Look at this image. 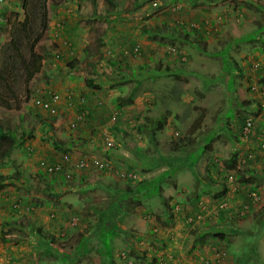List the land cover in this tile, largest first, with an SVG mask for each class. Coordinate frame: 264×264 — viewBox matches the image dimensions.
Listing matches in <instances>:
<instances>
[{
    "label": "rangeland",
    "instance_id": "1",
    "mask_svg": "<svg viewBox=\"0 0 264 264\" xmlns=\"http://www.w3.org/2000/svg\"><path fill=\"white\" fill-rule=\"evenodd\" d=\"M89 1L91 15L86 14L88 17L82 19L83 23H76H80L81 27L94 23L91 42L85 47L78 46L82 36L74 34L78 43L74 44L76 54L61 61L54 58L57 45L50 35L53 31L50 14L48 25L41 31L37 46L43 53V65L41 71L30 81L29 98L26 99V88L23 87L19 91L20 108L7 109L0 105V126L16 129L18 137H24L23 143L12 150L4 163L1 164L0 161V174L19 175L18 179L7 178L6 185L0 188V197L8 202L7 206L13 213L8 215L12 219L0 217V264H110L111 258L116 264L128 263L130 259L123 255V251L131 250L128 240H134L140 248L144 246L140 242L142 236L138 239V235L132 232L146 234L151 228L165 225L161 220L159 223L152 222L140 212L143 206H138L137 202L156 200L162 204V201L158 199L159 196L154 198L156 194L147 192L144 195L149 197L136 198L135 188L139 180L148 179L149 182L141 184V188L144 185L145 189L148 187L152 192H156L160 185L161 196L164 197L169 188H181L177 183L167 184L172 169L187 170L184 172L186 175L183 185L191 187L189 194L192 195V202L187 204L192 209L194 206L205 205V202H198L195 198L198 193L201 196L211 194L209 190L212 185L222 182L225 184L231 172L238 169L243 171L247 166L246 162H239L237 157L236 167L232 170L224 160L242 150L239 149L236 138L242 133L245 119L254 118L252 111L243 119L245 114L242 111L246 109L244 105L250 103L247 99L251 100V95L257 90L252 87L256 81L252 74L255 72L258 78L264 73H260L264 70V65L258 70L244 67L254 59L260 62L259 55L254 51L256 47L264 46V24L257 26L264 20V0H199L200 4H195L198 7L188 0H172L178 4L173 9L170 5L173 3L167 4L170 8L167 13L164 10L159 12V4L154 5V2L169 0ZM23 2L24 0L0 1V7L6 5L8 9L6 24H0V53L12 36L13 23L25 16ZM55 3L58 9L63 7V0H55ZM92 6L95 9L94 15ZM72 7L70 5L67 8ZM204 7L208 10L211 25L209 19L204 24L197 19L199 15H203V19L207 15L202 9ZM115 8L117 10L113 12ZM84 10L80 8L79 13H85ZM159 18H162L160 20L164 24L156 27V32L149 31L153 36L145 30L141 31L144 29L145 19L151 25H156L154 22ZM107 26L109 29L132 26L138 30L136 40H127L123 46L128 54L127 58L119 59L124 66L137 67L133 75L117 70L114 65L112 68L110 60L118 59L117 53L122 48L119 45L123 44L105 38L108 35ZM200 26H204L203 29H193ZM210 27L218 30L214 32ZM207 34L212 37L209 38ZM229 37H238L235 41L241 43H235L230 48L227 44ZM126 46L132 47L137 55L131 53ZM136 46L141 49L135 50ZM109 50L112 52L108 53ZM149 52L151 55L147 54ZM213 52L217 55H213ZM222 54L228 59V67L225 66V69ZM138 64L142 66L138 67ZM165 64L167 65L164 67ZM231 74H235L234 77ZM227 77L229 79L226 82ZM64 83H74L81 91L95 83L97 90L102 91L98 99V102L101 101L98 103L100 112L94 124H87L88 127L82 125L81 128L80 124H85L86 121L80 122L76 127L72 126L75 110L73 114L68 113L67 118L59 113L56 117H62V125L55 130V134H51L53 129L45 123L54 117L46 112L45 118L42 117L34 100L39 95L61 91ZM263 89L259 93L264 94ZM236 115L240 119L236 126H232L231 122H236ZM94 125L98 126L97 134L92 131ZM140 125L143 126L142 129H139ZM103 130L105 131L102 133ZM83 131H87L88 136L83 135ZM107 137L114 141V145L106 149L111 153L108 158L119 169L136 171L137 180L121 179L112 170H107L112 172L107 179H98V175H92L81 180L83 175L89 174L88 169L77 170L70 179H66L64 175H45L38 169L39 158L49 161L61 159L65 151H56L53 146L57 141L63 142L66 138H71L70 148L64 142L61 145L69 148L67 150L73 161L83 153L80 146L93 150L90 145L101 144ZM45 147H50V151L60 158L52 159L40 154L38 148ZM93 151L101 152L98 156H104L102 150ZM196 159L194 167L192 163ZM152 160L154 163L148 173L143 167ZM213 173L216 174V180ZM175 174L171 175L172 179ZM164 176L166 178L161 182ZM237 176V180L230 183L233 190L232 183L237 188L236 184L245 177H241V174ZM261 178H258L259 184L264 182V177ZM108 182L111 183L107 185ZM56 193L59 195H55ZM15 200L23 202L24 206L29 204L33 209L14 217L12 202ZM225 200L229 204L223 209L219 208L217 213L229 209L230 200ZM60 202L73 203L62 208L57 205ZM243 202L244 206L240 210L231 207L227 220L217 224L219 229L220 226L228 227L225 230L229 232L225 234L232 236L235 243L214 247L212 255L198 253V264H204L207 258L211 260L210 264H264V197L262 195L259 201L254 202L248 193ZM180 207L177 206V210ZM104 210L107 214L102 213ZM74 212L80 217L76 224L71 221ZM100 214H105L102 218L104 224L112 227L116 223L121 229L112 236L107 225L104 228L102 221L98 220ZM162 216L165 217V214ZM187 223L186 217V228L183 231L187 230ZM155 238L150 235L144 239L149 248L154 246ZM103 240L110 249L104 250ZM145 250L146 256L134 253L131 255L134 264H150L146 262L150 249Z\"/></svg>",
    "mask_w": 264,
    "mask_h": 264
},
{
    "label": "crops",
    "instance_id": "2",
    "mask_svg": "<svg viewBox=\"0 0 264 264\" xmlns=\"http://www.w3.org/2000/svg\"><path fill=\"white\" fill-rule=\"evenodd\" d=\"M99 3V0H97ZM161 1V0H160ZM206 1V0H203ZM72 2H74V4H72ZM167 3V1H165ZM165 2H160V4H164ZM181 2V0H180ZM209 3V1H207ZM211 2V1H210ZM159 3V2H158ZM169 3H173L172 5V9L175 8L174 6L177 5L178 3H175L173 1H169ZM168 3V4H169ZM65 4V6H64ZM181 4V3H180ZM63 7L58 9L57 4L54 5H50L49 6V18H50V14H51V19L50 21L53 22L51 23V30H53L50 35H51V39L54 40V37L57 30H62V34L68 36L72 41L73 44L77 45L78 43H76V40L74 39V34H78L80 36H82V41L78 44V46H87L92 39H90V35L93 32L92 27L94 23L91 24H87L85 25V27H81L79 26L80 23L82 21V19L84 17H88L86 14H90L89 9H90V1L89 0H63L62 3ZM70 5H72V9L71 8H67ZM75 5H77L75 7ZM113 5L115 6V4L113 3ZM99 6H102L99 5ZM66 7V8H64ZM75 7V8H74ZM78 7V8H77ZM92 15L95 14V9L94 6H92ZM198 7V6H196ZM0 12L6 13L8 10L6 8V6L4 7H0ZM80 8L85 9L84 11H86L83 14H80ZM204 10H207V8H202ZM100 9H98L99 11ZM117 10V8H115V10H113V12H115ZM164 11L167 13L170 11L169 7H165ZM56 12H58L59 14L57 15ZM106 12V10H105ZM192 12V11H190ZM207 12V11H205ZM191 14V13H190ZM198 14V12L196 13ZM53 15V17H52ZM199 15V14H198ZM95 17V16H93ZM198 19H200V21L203 19V15H199L197 16ZM162 20V18H159V20ZM64 20L61 22L62 24H60V21ZM154 21V19H152ZM159 20H155L154 23H158ZM160 20V21H161ZM80 22V23H76V22ZM145 24H143L145 27L146 23L148 22L147 20H144ZM163 22V21H161ZM199 22V21H198ZM99 22H96V24H98ZM152 23V22H151ZM201 23V22H200ZM264 24V20L262 23L258 24L262 25ZM203 27V26H202ZM108 29V35L105 36V38L107 39H111L114 42H120L123 45H119L120 47H122L118 53H117V57L118 59H114V60H110V64L112 65L113 68V62L114 61H119V59L123 58H127L126 56H128V54L125 52V48H123L124 45H126L127 40H129L128 42H132L135 41L137 34H138V30L137 29H133L132 26L125 27V28H111ZM141 31H144V29H141ZM264 31H262V35H263ZM264 36V35H263ZM206 37V36H205ZM209 37V36H208ZM211 38V37H209ZM233 38V40H231ZM235 38L238 37H229V41L227 42V44L230 46L235 44V43H241V42H236ZM90 39V40H88ZM107 39V40H108ZM99 40H101L99 38ZM231 40V41H230ZM56 42V45L58 44V41L54 40ZM103 41V40H101ZM200 42H202V37L200 38ZM153 46L156 47V45L153 42H150L149 44H151ZM262 44L264 45V42H262ZM127 49L134 54L133 52V48L126 46ZM124 49V51H123ZM123 51V52H122ZM255 54L259 55V59H260V63H261V67L262 65H264V46L263 47H256L255 48ZM230 53V52H229ZM149 55H151V53H147ZM217 55L215 52H213V55ZM134 55H137L136 53ZM214 57V56H212ZM61 61V60H60ZM254 61H258V59H254L253 61H249L248 63H250L249 65H247L244 68L247 67H251L252 62ZM228 62V61H227ZM168 64V63H167ZM165 64L164 67L167 65ZM230 64V63H229ZM146 65V64H143ZM227 65V64H226ZM142 65L138 64V67H141ZM228 66V65H227ZM163 67V66H162ZM237 69V68H236ZM236 69L234 71H236ZM261 69V68H259ZM258 70V69H257ZM234 71H230L231 73H234ZM263 69L261 70L260 73H263ZM229 72V71H228ZM253 72V71H252ZM241 73V71H240ZM233 77L235 74H231ZM254 77H256V81L253 82V84H257V90L255 91L256 93H253L251 95V100L248 98L247 100L250 101V103H246L247 105H244L246 109H244L243 114H245L244 116H242V118L244 119L247 114H250V112L254 111V128L252 130V132L249 135H242V133L240 134L239 138H236L237 141V145L239 146V149H242L239 153H238V161L241 162H246L247 166L245 169H243L242 173H241V177L244 175L245 179H241V181L236 184L237 188H235V185L232 184V188L231 189V184L227 182H225V185L228 187V191L226 194H223L222 196H216L215 194L217 192H219V190H221V187L224 185V183H219L216 184V186L212 185L210 187L211 194L207 193L206 195H202L201 194H197V196L195 197L197 199V201L199 202V200H201L200 202H205V205L207 206L206 209L204 210V217L202 218V220H198L197 222L193 223L192 225L187 223V230L183 231V229L186 228V217H188L189 213H193V214H198L199 212L202 211V206L198 207L194 206L192 209L191 207H188V202H192V195L189 194V192L191 191V187L189 185H183V181H184V176L186 175L184 172L187 170H183V169H172V173L170 174V176L167 178V184L169 183V185H171L170 183H177V185H181V188L177 189H173V188H169L167 191H165V196H161V195H155L154 198H156V196H159L158 199H160L162 201V204H160L159 202H156V200H150L149 202H144L146 203V205L142 202H139V205H142L143 208L141 209V213L145 214V216L147 217V214L151 213V210H154L152 212H154L153 214L156 216H160L161 217V221L165 222L164 226H157V228H153L156 238L153 239L154 241V246L152 247H148V242L146 243L144 239H147L149 236H146L145 233L142 232H132V234H137V238L139 239L140 236H142V239H140L141 244L144 246H139L138 243H136L134 240L130 239L128 240V244L129 246H132L131 248L134 249L133 253L134 255H143L146 256L147 255V251L145 249H150V254L149 257L147 258L148 263L150 264H198L196 257L198 255V253L205 255H212L213 253V248L214 247H222V245H227V244H234L235 241L232 239V236H227L225 234L228 233V229L227 226H217L218 223L226 221L227 218L229 217V212H231L232 209H237L240 210L243 206H244V202L247 198V194L249 193V190L251 188H258L261 192V195H263L264 197V182H262V184L260 183V179H262L261 177H264V148L260 147V144L264 141V94L259 93L261 90L264 88V73L261 74L258 78H257V74L255 72H253L252 74ZM229 78L227 77L226 82ZM98 83V79L96 80ZM259 81V83H258ZM228 84V83H226ZM97 85H95V83H92V86L86 87V88H82L83 91H81L80 87L75 86L74 83H64L61 85V90L63 92L68 91V90H72L75 92V94L78 96L79 94H85L88 97V119L86 123L84 124H80V128L83 125V127L87 126V124H94L95 121H97V116L99 115V105L98 103V99H99V94L102 92L99 90H97L96 88ZM238 86V84H237ZM234 89L235 90L237 89ZM262 87V88H261ZM86 91H88V94H86ZM264 91V89H263ZM246 100V102H247ZM118 105V103H117ZM249 105V106H248ZM75 110V109H74ZM73 109H69L68 107H66L65 105L62 107L60 114L62 116H64L65 118H67V114L74 113ZM78 110V108H76V111ZM236 114V112H235ZM59 115V114H58ZM54 118L52 120H50L47 124L45 123V125L47 127H49L50 129H53L51 131V134H55V130L57 128H59L62 125V117H59L57 119L56 116H53ZM96 117V118H95ZM236 122L233 123L231 122L232 126H236L238 120L240 119V117H238L236 115ZM245 122V121H244ZM102 126V125H101ZM88 127V126H87ZM97 125L93 127V133L97 134ZM86 128H83V130H85ZM105 130L102 131V133ZM101 133V135H102ZM119 134V133H118ZM80 135V134H79ZM83 135H87V131H83ZM53 139H55L54 136H52ZM71 138H66L63 142L66 143L67 145H69V148L72 145V142L70 140ZM241 139V141H240ZM70 140V141H69ZM62 141V140H59ZM58 142V141H57ZM63 142H58V145L62 146L63 148H67L65 145H61ZM71 142V145H70ZM56 148L57 150H64L57 148L55 145L53 146ZM91 148H93V150H102L104 156H98L97 154H100L101 152L98 153H93L94 151L89 149L88 147H86V149L83 146H80L81 150H82V154L79 156L78 159L85 157V156H94V157H100L102 159H109V154L110 152H108L109 149L108 147H106L105 142L103 140V143H98L95 146L90 145ZM50 147H45V149H41L38 148L39 153L45 155L48 158H56L59 157L57 155H55V153L52 152V150L50 151L49 149ZM68 148V149H69ZM249 152H253L254 155L253 157H248ZM64 153H69V152H64ZM111 154V153H110ZM106 155V156H105ZM60 158V157H59ZM77 159V160H78ZM76 161V160H74ZM117 167V166H116ZM144 169H146V171H148V173H150V169L149 167H143ZM233 170V169H232ZM89 174L83 175L80 179L81 180H86L87 177H90L92 175H98V179H107L109 175L112 174L111 171H101L98 169H88ZM103 173H107L108 175H105ZM173 173L175 174V178L172 179L171 175ZM215 179L216 180V174L213 173ZM111 177V176H110ZM238 177V176H237ZM246 180V181H244ZM259 180V181H258ZM111 182L106 183L107 185H109ZM203 189L205 190V186H203ZM201 190H199L200 192ZM229 194V196L227 195ZM227 196V197H226ZM151 198V197H150ZM219 198H223V199H227L230 200V206L229 209L227 211H222L219 213H217V205L218 202L221 201L222 199L219 200ZM164 200V202H163ZM219 200V201H218ZM218 201V202H217ZM8 202H4V199L2 197H0V217H2L5 220L8 219H12L9 218V213H11L10 208L7 206ZM73 203V202H72ZM71 202H61L59 204H57L58 206H61L62 208H64L66 205L70 206L72 205ZM234 203V204H232ZM181 206L180 210H177V206ZM236 205V206H234ZM137 206V207H138ZM204 206V204H203ZM232 207V209H231ZM3 208V209H2ZM162 209V210H159ZM149 211V212H148ZM22 211L19 210H14V217L17 216H21ZM165 214V217L162 216V214ZM13 214V213H11ZM189 214V216L191 215ZM218 214V215H217ZM7 216V217H6ZM153 217L151 218L152 222L156 221L157 218ZM99 217V216H98ZM152 217V216H151ZM263 219H264V214L262 215ZM148 218V217H147ZM150 220V221H151ZM185 220V221H184ZM229 220V219H228ZM135 221L131 220L130 222L133 223ZM139 221V220H138ZM157 223H159V221H156ZM168 222V223H167ZM103 223V222H102ZM216 224V225H215ZM216 234H225V237L222 236H217ZM146 236V237H144ZM170 236V238H169ZM153 237V236H152ZM171 237L173 239H171ZM154 238V237H153ZM115 240V239H113ZM131 241V242H130ZM186 243H189L188 246H186ZM173 247V248H172ZM129 252V251H128ZM139 252V253H138ZM219 259V258H218ZM133 262L132 264H134V261L131 259L128 263L125 264H130V262ZM191 261V262H190ZM117 263V262H116ZM226 264V263H223Z\"/></svg>",
    "mask_w": 264,
    "mask_h": 264
},
{
    "label": "trees",
    "instance_id": "3",
    "mask_svg": "<svg viewBox=\"0 0 264 264\" xmlns=\"http://www.w3.org/2000/svg\"><path fill=\"white\" fill-rule=\"evenodd\" d=\"M169 1H167V3L165 2L164 4H162V3L160 4V3L156 2V5L159 4L157 7L158 9H160L159 12H161L165 9V7L169 3ZM181 1H185V0H181ZM188 1H190L193 6H196L195 4H198V3L200 4L199 0H188ZM173 2H175V1H173ZM54 4H56L55 0H24V2L22 3V6L25 10V16L22 20H17L13 23V28H12V33H11L12 36H11L10 40L4 44L2 51L0 53V55H1V59H0V105L3 107H6L7 109H12V108L18 109L21 107L20 106L21 100L19 99V97L21 95L19 91L22 90L21 88H23V87L26 88V95H27L26 99H28L29 94H31V89L29 87L30 81L36 76L37 73H39L41 71L42 65H43V53L37 49V46L40 42L41 31L43 29H45L48 25L49 6L54 5ZM205 11H207L206 12L207 15L205 16L204 19H202L200 21L201 24H204V22H207L209 17H210V16H208L209 15L208 10H205ZM6 15H7L6 13L0 12V24H6L5 23ZM62 21L64 23V20H61L60 23ZM208 22L211 25L210 19ZM7 24H9V22ZM162 24H164V22H161L160 20L156 25H151L149 22H147L145 27H144V30L147 32H149V31L156 32V27L159 28ZM259 26H261V25H259ZM203 27H201V26L198 28L193 27V29L198 31V30H200V28L203 29ZM262 27H264V26H262ZM210 28L214 32L218 30L216 27H210ZM151 32H149V35L153 36V34L151 35ZM251 34L252 33H249V35H251ZM207 36L212 37L209 34H207ZM219 54H220V52H219ZM225 56L223 55V57H224V69H225V66L228 67L227 66L228 65L227 64L228 59ZM113 65L115 68H117V70L126 71L129 73V75H133L135 73L134 71H136V68H137V67H131V66H124L125 64L122 65L120 63V61H114ZM168 68L169 67H167V69ZM39 114L44 118L46 116L45 113L41 112V111ZM44 123H45V121H44ZM222 126L225 127V124H222ZM142 128H143V126L140 125L139 129H142ZM242 130H243V126H242ZM242 135H245V134L242 133ZM23 140H24V137H18L16 129H13L11 127H8L5 129L4 127L0 126V161H1V164L4 163L3 161L5 160V158L10 156L12 150L16 146H19L23 143ZM70 145H71V143H70ZM55 146L59 149L63 148L62 146L58 145V142L55 143ZM205 147H206V149H208V146H205ZM63 149L65 152L66 151L68 152V150H67L68 148H63ZM108 154H109V156L111 155L110 153H108ZM237 157H238L237 152H234L231 157L224 160V162L226 163V165L229 169H233V170L235 169L236 163H237ZM197 160L198 159L194 160L192 163L194 165V167L196 165ZM153 161L154 160H152L151 163L146 164V167H149V169H150V167L153 166V163H154ZM165 172H167V171H165ZM165 172H163V173H165ZM169 172L170 171H168V173ZM241 173H242V170L238 169L237 174L240 175ZM15 175L9 176V175L0 174V182H1L0 188L4 187L6 185L7 178L8 179H18L19 178V175H17V174H15ZM156 176H158V175H156ZM166 176H164L162 178L161 182L164 181ZM244 181H246V180H244ZM144 182L148 183L149 180L143 179L142 181L139 180L137 182V185L135 188L136 192H137L136 198H140L143 196L149 197L147 195H144V193H146V192L151 194V195L152 194L161 195L160 185L158 186L156 192H152L150 189H148V187L145 189ZM141 184H144L142 186V188H141ZM139 186H140V188H139ZM227 188L228 187L224 184L221 187V190H219V192H217L215 195L216 196H222L223 194H226L228 191ZM139 194H141V195L139 196ZM55 195H59V194L56 193ZM163 202H164V200H163ZM137 203H139V202H137ZM152 211H154V210H151L150 211L151 213L147 214V217L149 219L156 216V215H154L155 213ZM102 213L107 214L106 210H104ZM76 214L77 213L74 212V215H76ZM105 214H100L98 217V220H101L103 222V224H104V219H102V218L105 216ZM151 216H153V217H151ZM156 218H157L156 221L161 220L160 216H156ZM106 225L107 224H104V228L106 227ZM107 228H108V230H110V233L112 234V236H113V233L115 231L117 232V230L121 229V227L116 223L113 224L112 227L110 225H107ZM38 229H41V228L39 227ZM146 235L147 236L151 235L153 237H156L153 228L148 230L146 232ZM216 235L219 237L220 236L225 237V234H216ZM102 243L104 244V250L106 248L110 249V247L108 246V243L105 244L104 240L102 241ZM133 251H134V249L131 248L130 252H126L127 255L125 258L131 260L132 256H133ZM110 264H116L112 258H111Z\"/></svg>",
    "mask_w": 264,
    "mask_h": 264
},
{
    "label": "built area",
    "instance_id": "4",
    "mask_svg": "<svg viewBox=\"0 0 264 264\" xmlns=\"http://www.w3.org/2000/svg\"><path fill=\"white\" fill-rule=\"evenodd\" d=\"M156 5V2H154ZM62 24V23H60ZM63 25V24H62ZM58 41L59 49L55 52V58L57 60H61L64 56H73L76 54V50L74 49L73 41L66 35L62 34V30L56 32L55 34ZM135 50H139V46L135 47ZM110 53V50H109ZM261 66L259 61L252 62L251 67L252 69H258ZM254 89H257L256 84H252ZM101 103V102H100ZM34 105L38 107L41 112H46L48 115L55 116L60 113V110L65 105L69 109H75V116L72 121V126L76 127L80 122H84L88 118V97L85 94H79L78 96L75 94L74 91H53L49 95H39L34 100ZM76 108L78 110L76 111ZM254 128V119L252 117H248L244 124L242 133L249 135ZM106 146L112 147L114 145L113 139L111 137L105 138ZM260 147L264 148V142L260 144ZM254 153L249 152L248 157H253ZM71 155L69 153H64L60 160L57 161H49L46 158H39L38 160V169L41 170L44 174L57 176V175H64L66 179H70L77 170L80 169H109L116 171V173L121 178H136L137 174L134 172H126L124 170H116L114 165L107 159H102L100 157L94 156H86L82 157L76 161H72ZM228 183L230 184L234 180H237V170L231 172L227 177ZM233 184V183H232ZM249 195L254 202H257L261 199L262 195L258 188H251ZM13 207L15 209H21L25 207L27 210H31L32 207L28 206L29 204H25L27 206H23L22 202L15 200L13 203ZM229 203L223 199L217 205V212L218 209L225 208ZM206 205L202 206V211L199 212L197 215L192 214L187 218L188 223H195L196 220H200L204 215L203 211L206 209ZM79 215H73L71 217V221L73 224L79 222ZM224 254V253H223ZM127 255V254H126ZM211 260L207 258L204 261V264H210ZM132 264V261L130 262Z\"/></svg>",
    "mask_w": 264,
    "mask_h": 264
},
{
    "label": "clouds",
    "instance_id": "5",
    "mask_svg": "<svg viewBox=\"0 0 264 264\" xmlns=\"http://www.w3.org/2000/svg\"><path fill=\"white\" fill-rule=\"evenodd\" d=\"M0 1H2V0H0ZM3 7H4V5H2ZM6 6V5H5ZM58 31H60L59 29L57 30V32ZM54 37V40H56V41H59L57 38H56V36H53ZM75 47V46H74ZM57 50L59 49V46H58V44H57V48H56ZM110 52H112V51H110ZM109 53V52H108ZM66 57H69V56H64L61 60H63L64 58H66ZM71 57V56H70ZM54 58H55V54H54ZM57 91H59V90H57ZM62 91V90H61ZM48 115V114H47ZM58 115V114H57ZM51 116V115H50ZM56 116V115H55ZM248 118V117H247ZM246 118V119H247ZM245 119V120H246ZM254 119V118H253ZM87 121V120H86ZM105 143H106V141H105ZM108 148H111V147H108ZM64 154V153H63ZM39 160V159H38ZM107 160H109L112 164H113V162L110 160V159H107ZM114 165V164H113ZM114 167H115V169L117 170H124V171H126V172H134V173H136L137 174V172L136 171H134V170H131V169H119V168H117L115 165H114ZM95 170V169H94ZM103 170H109V169H103ZM41 171V170H40ZM113 171V170H112ZM42 172V171H41ZM115 173H116V171H114ZM43 173V172H42ZM44 174V173H43ZM117 174V173H116ZM46 175V174H45ZM118 175V174H117ZM57 177V176H56ZM118 177H119V175H118ZM121 178V177H120ZM121 179H124V180H128V181H134V180H137L138 179V174H137V177L136 178H121ZM223 200V199H222ZM221 200V201H222ZM18 201V200H17ZM14 202V201H13ZM12 202V203H13ZM19 202H21V201H19ZM23 203V202H22ZM219 203V202H218ZM24 206V205H23ZM29 206V205H28ZM33 209V208H32ZM31 209V210H32ZM14 210H19V211H22V212H28V211H30V210H27L25 207H22L21 209H14ZM76 215H79V214H76ZM192 215V214H191ZM195 215H197V214H195ZM203 215H204V211H203ZM189 217V216H188ZM187 217V218H188ZM204 217V216H203ZM202 217V218H203ZM202 218L200 219V220H202ZM80 220V219H79ZM198 221V219L196 220V222ZM189 224H193V223H189ZM126 251H123V255H124V257H126ZM130 261V260H129ZM128 261V262H129ZM133 263V262H132Z\"/></svg>",
    "mask_w": 264,
    "mask_h": 264
}]
</instances>
